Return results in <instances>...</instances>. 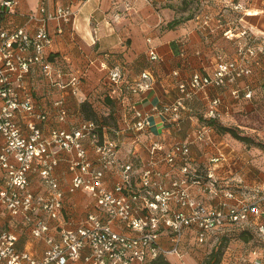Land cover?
Instances as JSON below:
<instances>
[{
    "label": "built area",
    "instance_id": "built-area-1",
    "mask_svg": "<svg viewBox=\"0 0 264 264\" xmlns=\"http://www.w3.org/2000/svg\"><path fill=\"white\" fill-rule=\"evenodd\" d=\"M17 6V0H0V209L24 215L32 234L44 240L47 248L40 258L18 250L15 234L0 228V262L153 264L160 255L180 256L181 246L192 235L197 244H205L212 234L233 227L251 229L264 240V180L253 184L237 178L221 180L214 166L204 174L191 166L192 141H207L213 132L210 120L221 116L218 97L210 101L207 122L198 126L192 140L176 141L167 149L159 141L148 144L141 140L155 114L179 125L187 101L196 93L209 86L234 84L251 74L258 53L264 52V34L257 36L244 28L246 42L239 46L236 58L220 61L212 74L194 73L178 84L174 101L149 110L141 109L138 101L124 94L123 72L115 67L109 70V80L112 92L120 93L119 101L129 112L125 129L115 128L110 135L101 122L83 119L70 129L53 126L45 132L42 125L50 113L36 107L25 89V78L37 70L51 85L71 87L75 94L85 71L70 72L68 81L63 82L65 71L48 55L53 43L49 22L56 21V31L61 33V23L69 21L75 11L71 4H57L52 10L40 4L27 15L26 26H6L4 15ZM224 33L234 35L230 28ZM257 42L260 47L254 45ZM149 53L152 59L159 58L154 49ZM152 85L150 74L143 72L128 90L143 92ZM241 92L238 87L232 90L237 98ZM244 96L251 97L252 90L246 88ZM54 106L57 122H66L70 112L64 100H57ZM21 118L26 121V130ZM123 133H129L134 143L146 144L148 161L135 163L120 156ZM63 151L70 154L67 162L72 173L65 189L55 175ZM219 159L212 158L211 163ZM161 162L168 170L159 166ZM35 170L46 188L44 192L30 187V175ZM78 191L89 197L93 209L70 227V220L64 222V210L70 196ZM163 236L169 238L167 245L161 242Z\"/></svg>",
    "mask_w": 264,
    "mask_h": 264
},
{
    "label": "crops",
    "instance_id": "crops-1",
    "mask_svg": "<svg viewBox=\"0 0 264 264\" xmlns=\"http://www.w3.org/2000/svg\"><path fill=\"white\" fill-rule=\"evenodd\" d=\"M17 1L14 12L4 15L6 26H26L27 15L40 4L51 10L57 4H71L75 11L69 21L61 23V33L56 31V21L48 25L53 35L48 55L54 65L65 71L61 80L67 82L70 72L85 71L75 94L71 87L61 89L51 85L37 70L25 78V89L31 93L36 107L50 113V119L42 125L45 132L53 126L70 129L81 120L89 119L82 109L84 102L91 104L100 119L97 121L107 127L108 134L112 135L115 128L125 129L129 112L119 101L120 93L112 92L109 80V70L115 67L123 72L124 94L138 101L141 109L149 110L154 105L174 101L179 94L178 84L194 73L212 74L220 61L236 58L239 46L246 42V36L242 35L244 28L257 36L264 34V0ZM229 28L234 31L230 37L224 33ZM259 44L254 45L260 47ZM150 49H154L159 58L152 59ZM143 72L150 74L152 87L143 92H129L128 88L141 79ZM237 87L242 90L238 98L232 94ZM246 88L252 90L249 98L244 96ZM217 97L221 100L218 107L221 116L210 120L213 132L207 141H192L191 166L202 174L214 166L221 180L237 178L247 184L263 181L264 52L258 53L251 74L242 76L234 84L209 86L190 98L179 125L165 121L162 114H155L152 126L141 135V140L148 144L159 141L165 149L176 141L192 140L198 126L207 122L210 101ZM59 99L64 100L70 112L63 123H58L55 118L54 103ZM107 120L110 123L104 122ZM20 122L26 130L25 119L21 118ZM224 127L234 128L254 142L240 140L223 130ZM128 134L120 135V156L135 163L148 161L146 144L134 143ZM2 144L0 134V147ZM86 145L92 154L91 144ZM69 156V153L61 152V161L55 170L64 189L72 175L67 162ZM215 157L220 159L211 163ZM159 166L163 170L169 168L163 162ZM30 180L32 190L45 191L39 176L32 173ZM196 193H199L197 189ZM90 209L93 206L89 205V197L78 191L67 201L64 222L70 220L67 225L75 227ZM0 228L15 234L18 250H27L40 258L47 248L44 240L32 234L22 214L12 215L1 208ZM51 233L58 236L56 230ZM161 242L167 245L169 238L163 236Z\"/></svg>",
    "mask_w": 264,
    "mask_h": 264
},
{
    "label": "rangeland",
    "instance_id": "rangeland-1",
    "mask_svg": "<svg viewBox=\"0 0 264 264\" xmlns=\"http://www.w3.org/2000/svg\"><path fill=\"white\" fill-rule=\"evenodd\" d=\"M97 110L101 112V109ZM84 113L86 115L87 111ZM89 119L100 120L98 117ZM104 122L110 123L109 120ZM33 173L39 176L36 170ZM189 239L181 246L180 256H165L171 264H202L212 252L221 258L220 264H264V240L251 229L229 228L212 234L205 244H197L193 235Z\"/></svg>",
    "mask_w": 264,
    "mask_h": 264
},
{
    "label": "trees",
    "instance_id": "trees-1",
    "mask_svg": "<svg viewBox=\"0 0 264 264\" xmlns=\"http://www.w3.org/2000/svg\"><path fill=\"white\" fill-rule=\"evenodd\" d=\"M82 109L84 112L87 111L86 117L87 118H96V114L91 106L90 103L84 102L82 103ZM223 130L231 132L235 137H237L240 140L246 141V142H254V140L249 136H242L237 133V131L234 128L231 127H224ZM221 258L217 255V253L212 252L210 254V257L207 258L202 264H220ZM153 264H171L170 261L165 258V256L160 255L157 258L154 259Z\"/></svg>",
    "mask_w": 264,
    "mask_h": 264
}]
</instances>
